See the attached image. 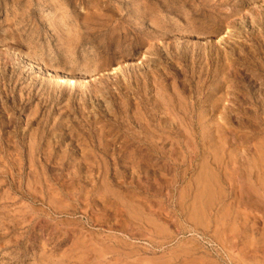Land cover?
Returning <instances> with one entry per match:
<instances>
[{
    "label": "rangeland",
    "instance_id": "rangeland-1",
    "mask_svg": "<svg viewBox=\"0 0 264 264\" xmlns=\"http://www.w3.org/2000/svg\"><path fill=\"white\" fill-rule=\"evenodd\" d=\"M0 264H264V0H0Z\"/></svg>",
    "mask_w": 264,
    "mask_h": 264
}]
</instances>
